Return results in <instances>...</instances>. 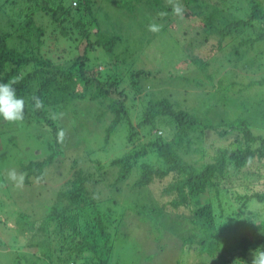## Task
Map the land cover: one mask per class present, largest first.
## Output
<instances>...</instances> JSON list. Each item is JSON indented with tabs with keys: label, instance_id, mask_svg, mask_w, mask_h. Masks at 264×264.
<instances>
[{
	"label": "trees",
	"instance_id": "16d2710c",
	"mask_svg": "<svg viewBox=\"0 0 264 264\" xmlns=\"http://www.w3.org/2000/svg\"><path fill=\"white\" fill-rule=\"evenodd\" d=\"M145 1L148 10L152 7L158 13H168L165 17L159 16V22L166 27L168 22H172L171 6L165 1ZM182 1L185 9L183 19L195 21L191 25L200 31L199 43L206 46L212 37L215 38V42L209 45L211 54H214V49H221L226 40L232 39L229 63L235 66L242 64L243 60L260 61L264 52V0H238L239 3L234 0H213L215 6L207 13L190 9L192 1L197 0H180V3ZM123 6L128 7L129 3L125 2ZM225 10L237 11L242 17L233 15L224 24L217 25ZM36 16L46 18L47 24L41 20L38 24ZM50 27L51 33L58 32L66 43L85 42L88 48H101L113 57L107 60V64L92 69L87 68L89 51L86 47L81 55L69 59H53L43 50L44 38ZM188 28L184 33L188 34ZM115 42V39L104 38L93 13L91 0H69L67 4L65 0H0V83L19 80L14 87L17 97L25 100V119L22 122L29 127L36 124L41 129V126L46 125L51 136L50 140L41 139V142L46 143L48 156L41 161L31 160L20 167V171L26 174L24 184L31 185L32 178L39 177L41 180L43 169L62 152L61 143L56 139V133L62 127L58 119L53 120L50 116L52 113H61L63 93H66L71 98L69 102H96L95 121L105 124L99 135L102 139L101 147L106 149L111 144L118 128H122L127 147L137 136L144 139L137 150L116 157L109 163L110 168H117L112 185H121L133 176L131 188L151 196V199L145 200L147 203L143 204L141 210L147 209V212L160 217L165 215L166 207L187 211L188 216L180 215L191 226L190 234L181 237L183 246L180 255L185 256L184 253L191 247L199 256L216 259L219 255L218 259H225L220 264H228L231 258H224L225 255L221 253H229L231 250L238 260L245 261L257 248L264 250V220L256 225L255 217L243 214L250 200L256 204L264 203V191L247 193L251 184V170L256 169L254 164L264 168V131L254 133L250 128L252 126L244 122L238 126L231 125L218 132L225 137L232 131L228 137L232 142L227 147L217 148L205 142L203 152L200 153L197 145H192L195 137L205 136L204 131L195 129L200 125L199 119L176 108L170 92H166L171 94L170 100L165 97L152 100L153 97L148 95L150 87L139 85L141 80L150 75L148 71H131L124 83H128L129 89L125 92L119 90L124 79L113 68V64L122 56L114 55ZM256 46H259L257 50ZM193 63L202 68L198 66V73L205 71L203 58H194ZM30 67L32 71L27 72ZM209 77L207 75L206 79ZM183 80L190 81L187 78ZM201 84L200 80H191V85ZM252 86H264V74L260 79H255ZM142 91L146 99L137 102L133 96ZM33 95L43 101V110L33 111ZM260 95H253L252 104L262 108L259 117L264 124V87ZM173 100L177 101L175 98ZM133 117L136 123H133ZM165 121L173 127V132L168 135L157 128L155 135L149 137L141 130L142 126ZM7 141H12L11 146H17L14 136H8ZM193 155L198 157L193 158ZM77 164L74 162V169ZM94 175L103 176L93 170H74L66 181V187L57 190L55 203L48 207L49 210L37 225L57 244V247H50L53 245L50 242L44 244L41 248L43 259L54 263V258L59 254V264L76 261L81 264H110L123 219L118 224L121 215L111 216L110 210L104 209L103 201L95 191L88 190L89 184H97ZM166 179L168 181L161 188L160 195L161 198L165 196L169 199L161 203L156 200L157 197L152 196L155 193L149 188L155 183L163 184ZM229 199L239 202L241 212L238 207H235L236 210L232 207ZM226 219L238 220V226L246 232L233 241L232 246L222 243L219 235L224 230L221 229V222ZM15 261L36 264L23 255L16 256ZM181 262L179 259L176 264Z\"/></svg>",
	"mask_w": 264,
	"mask_h": 264
},
{
	"label": "rangeland",
	"instance_id": "374dc122",
	"mask_svg": "<svg viewBox=\"0 0 264 264\" xmlns=\"http://www.w3.org/2000/svg\"><path fill=\"white\" fill-rule=\"evenodd\" d=\"M134 1L91 0L93 13L104 38L115 39L113 53L122 55L113 64L114 71L121 74L124 79L119 90L123 89L125 92L129 89L128 83L126 85L124 83L131 71L140 69L148 71L150 75L141 80L139 85L143 88L147 85L150 87L148 95L153 97L152 100L160 97L170 100L169 95L172 94L177 99V101L172 99L176 108L199 119L200 125L195 129L204 131L205 136L195 137L192 145L196 144L200 153L203 152L205 142L217 148L227 147L232 142L228 139L232 131L225 137L218 132L231 125L238 126L240 122H244L252 126L250 128L254 133L263 132L264 124L259 117L263 110L254 107L252 102L253 95L257 96L258 93L261 96L264 86L253 87L252 84L264 74V52L260 61L252 60L254 64L252 61L243 60L242 64L235 63L234 66L229 63L231 58L228 56L232 39L226 40L221 49H214V54H211L209 45L215 42V38L212 37L208 45H201L198 41L200 31L195 25H191L195 21L189 22L172 14L170 18L172 22H168L166 27L158 21L159 15L154 8L150 7L151 10H148L145 0H138L137 3ZM234 1L239 3L238 0ZM68 2L69 0H65V4ZM125 2L129 3L128 7L123 6ZM213 3V0L192 1L190 9L194 12L207 13L211 7L213 10L215 6ZM181 4L184 5L183 1ZM233 15L242 17L237 11L225 10L223 18L217 21V25L224 24ZM39 18L35 17L38 24L40 20L47 24L46 18ZM152 22L163 25L160 32L148 31V25ZM186 23L190 24L187 26ZM187 27L188 34L184 33ZM50 29L51 27L44 38L43 50L53 59L62 57L69 59L74 55H81L86 47L89 51L88 54L86 52L89 58L87 68L92 69L97 65L107 64V60L113 57L101 48L96 50L88 48L85 42L66 43L58 32L53 34ZM92 32L94 33V30ZM255 48L257 50L259 46ZM132 50L135 52L132 53ZM194 58H203L206 68L202 74L197 72L199 65L193 63ZM31 71V67L27 69V72ZM192 72L199 76H194ZM207 75H210L209 79H206ZM185 78L190 81L186 82L183 80ZM191 80H200L202 84L191 85ZM63 94L64 99L61 102L63 115L58 119L59 126L65 130V138L61 143L62 152L53 163L43 169L39 182L32 178L31 185L24 184L22 189H17L7 180V172L13 168L21 172L20 167L27 162L45 159L48 152L45 150V141L41 142V139L50 140V130L46 125L41 126V129L36 124L29 127L22 121L15 123L0 121V264H25L23 261L19 263L15 261L18 255H23L36 264H59L57 261L59 254L54 258V263L42 258L41 248L46 242L53 243L50 247H57V244H54L51 237L37 225L49 210L48 207L55 203L57 190L66 187V181L72 176L73 171L79 168L103 174L102 177L94 175L97 184H89L88 190L95 191L97 197L103 201L104 209L110 210L111 216L121 215L118 224H121L123 219L109 260L110 264H176L179 259L182 260L181 264H220L225 260L222 257L218 259L219 255L216 259L199 256L191 247L186 250L185 256L180 255L183 246L181 237L190 234L191 226L180 215L188 216L187 211L166 207L165 215L160 217L147 212V209L141 210L143 204L147 203L145 200L151 199V196L142 190L131 188L133 176L123 181L121 185H112L117 168H110L109 163L116 157L132 153L144 143V139L137 136L127 147L122 128H118L111 144L106 149L101 147L102 139L99 135L105 124L95 121L96 102H69L71 98L68 94ZM133 97L137 102L146 99L143 91ZM136 122L133 117V123ZM157 128L166 135L173 132V127L168 121L145 125L141 130L150 137L155 135ZM119 131L121 133H118ZM8 136L15 137L17 146H11L13 143L7 141ZM195 157L198 156L193 155V158ZM74 162L78 163L75 169ZM254 166L256 169H250L251 184L247 191L249 194L264 191V168L260 164ZM167 181L168 179L164 180L161 185L155 183L149 188L155 193L152 196L157 197L156 200L162 201L161 203L169 199L165 196L161 198L160 195L161 188ZM230 202L235 210L238 207L241 212L239 202L235 200ZM243 214L246 217H255V224L258 225L259 221L264 220V203L256 204L254 200H250ZM221 223V229L224 230L221 234L218 233L222 243L232 246L233 241L246 234L238 226V220L226 219ZM229 251L230 254L221 253L225 255L224 258L227 256L231 258V263L228 264H251L252 255L249 259L240 261L235 253ZM148 256L151 258L148 259Z\"/></svg>",
	"mask_w": 264,
	"mask_h": 264
},
{
	"label": "clouds",
	"instance_id": "9594fccd",
	"mask_svg": "<svg viewBox=\"0 0 264 264\" xmlns=\"http://www.w3.org/2000/svg\"><path fill=\"white\" fill-rule=\"evenodd\" d=\"M166 3L171 6L172 14L183 18L184 6L180 3V0H166ZM75 6V3H73ZM160 17H165L168 15L167 12L161 11L158 13ZM163 25L152 22L148 25V31L151 33H158L161 31ZM18 79L10 80L9 82L0 83V121L7 123H15L23 121L25 119V100L23 98H18L16 95V88L14 85L18 84ZM34 102L33 111L43 110L45 105L43 101L36 95L31 97ZM63 114L52 113L50 118L53 120L59 119ZM65 138V130L59 129L56 133V139L58 143H63ZM26 174L23 172H18L15 168L8 170L7 180L10 181L14 187L17 189H22L24 186ZM39 177L37 182H39ZM251 264H264V250L257 248L252 253Z\"/></svg>",
	"mask_w": 264,
	"mask_h": 264
}]
</instances>
